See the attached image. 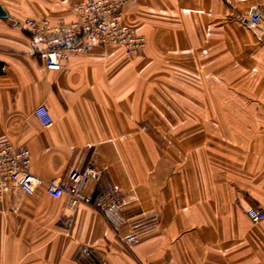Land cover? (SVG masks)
Returning a JSON list of instances; mask_svg holds the SVG:
<instances>
[{"label":"crops","instance_id":"0c3cea01","mask_svg":"<svg viewBox=\"0 0 264 264\" xmlns=\"http://www.w3.org/2000/svg\"><path fill=\"white\" fill-rule=\"evenodd\" d=\"M85 1L0 0V140L28 148L44 182L95 163L85 193L97 201L114 187L124 205L71 210L44 186L0 201V264H264V220L246 214L264 210V85L233 95L213 72L216 53L225 67L224 54L247 49L232 39L264 0H139L125 22L147 39L141 55L92 45L48 69L40 53L51 40L23 22L72 21Z\"/></svg>","mask_w":264,"mask_h":264},{"label":"built area","instance_id":"2783aa9c","mask_svg":"<svg viewBox=\"0 0 264 264\" xmlns=\"http://www.w3.org/2000/svg\"><path fill=\"white\" fill-rule=\"evenodd\" d=\"M138 1L86 0L75 8L76 17L72 21L54 23L48 17H39L28 18L23 24L33 34L34 40H51L49 47L40 53L45 66L51 70H61L63 61L72 55L87 52L92 45L117 46L124 50L125 55L135 57L142 54L147 39L125 22V8ZM263 19L264 12L261 9H255L248 17V21L254 25H259ZM35 114L43 126L48 127L53 123L52 115L45 105L38 106ZM31 157L28 148L18 147L9 139L0 140V201L33 195L44 186L46 193L53 198L67 195V206L71 210L80 204H87L103 215L111 208L121 211L124 201L116 188L107 189L97 201L85 193L87 182L100 178L95 163L90 162L84 170H73L66 177L44 182L31 172ZM246 214L253 223L264 220L263 209L251 207ZM60 221L67 227H71L73 222L71 217H62ZM138 239L137 234H132L122 239V242L129 248Z\"/></svg>","mask_w":264,"mask_h":264},{"label":"rangeland","instance_id":"374dc122","mask_svg":"<svg viewBox=\"0 0 264 264\" xmlns=\"http://www.w3.org/2000/svg\"><path fill=\"white\" fill-rule=\"evenodd\" d=\"M238 27L245 37L241 36L239 42L238 40L232 39V46L240 44L241 46L245 45L247 49L244 52L232 50L230 54H224L225 57L227 56L229 58V63H226L225 67L221 66L223 63L218 62L217 58L219 54L216 53L214 63L216 67L213 72L216 76H222L223 73L227 74L226 77L230 79L231 94L234 95V93L244 92L246 90L247 93L254 96L253 92H255V88L258 85L259 87H263L264 85V54L255 52L252 47L256 44H264V19L259 25H254L248 21L246 23L240 22ZM254 36H257V38ZM226 65L228 66L226 67ZM183 75L189 76L190 73L188 71H183ZM262 78L263 80L260 81ZM202 87V85H199V88ZM213 87L221 93L223 90L226 91V87L228 88V86L222 83H216ZM227 91H229V89ZM234 103H238V101ZM253 103L254 102H247V105L249 107H254Z\"/></svg>","mask_w":264,"mask_h":264},{"label":"water","instance_id":"95a60500","mask_svg":"<svg viewBox=\"0 0 264 264\" xmlns=\"http://www.w3.org/2000/svg\"><path fill=\"white\" fill-rule=\"evenodd\" d=\"M8 16L7 11L4 9V7L0 4V17L5 18Z\"/></svg>","mask_w":264,"mask_h":264}]
</instances>
